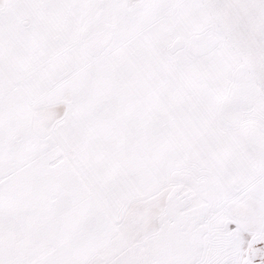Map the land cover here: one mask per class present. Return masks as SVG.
I'll use <instances>...</instances> for the list:
<instances>
[{
  "label": "snow or ice",
  "instance_id": "snow-or-ice-1",
  "mask_svg": "<svg viewBox=\"0 0 264 264\" xmlns=\"http://www.w3.org/2000/svg\"><path fill=\"white\" fill-rule=\"evenodd\" d=\"M0 264H264V0H0Z\"/></svg>",
  "mask_w": 264,
  "mask_h": 264
}]
</instances>
